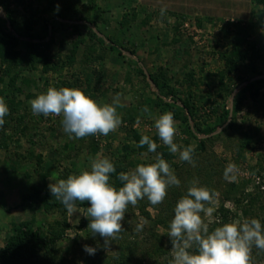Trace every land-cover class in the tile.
Segmentation results:
<instances>
[{
  "label": "rangeland",
  "instance_id": "1",
  "mask_svg": "<svg viewBox=\"0 0 264 264\" xmlns=\"http://www.w3.org/2000/svg\"><path fill=\"white\" fill-rule=\"evenodd\" d=\"M49 1L52 11L59 9L67 13L58 15L53 27L49 25L45 29L43 17L50 18L53 14L47 10L34 25L44 34L41 37L44 42L48 41L47 53L53 55L54 68L44 71L42 64L31 66L28 63H13L10 67L20 72L18 84L22 83L21 79L28 81L23 83L17 97L18 111L10 120L7 134L3 135L8 147L0 149V248L12 226L27 221L33 227H42L45 240L63 233L57 249L65 258L64 264L108 263L123 238L126 244H131L125 251L133 250L130 264H170L174 249L167 235L169 223L176 203L194 180L215 193L211 203L205 202L211 212L206 216L201 213L210 231L218 226L216 222L221 221L226 210L237 213L232 222L244 221L246 216L242 210L252 196L257 200V212H264L261 206L264 204L263 5L252 0L6 2L21 19L30 14V9L45 8ZM0 12L4 15L3 8ZM95 14L98 20L91 26L86 18ZM99 36L107 42L112 40L123 54L102 44L97 39ZM18 48L26 49L22 43ZM233 49L234 54H230ZM241 51L247 54L243 60L236 57V52ZM71 52L74 53L72 63L66 58ZM231 59L236 61L233 68ZM139 67L144 74L139 72ZM222 72L223 79L220 78ZM151 74L158 75L166 89H174L177 102L184 99L193 106L194 115L180 111V115L174 117L177 126L174 142L178 145L175 154L160 141L154 126L155 119L169 111L164 103L169 99L160 94L164 102L160 101ZM244 78L262 81L246 91L236 111L235 97L242 93ZM50 86L80 88L101 103H111L118 97L121 125L107 136L70 138L63 131L62 116L44 117L31 112L30 101ZM230 92V114L224 124L209 133L195 131V123L215 124L220 120ZM145 106L148 113L142 111ZM18 116L22 121L16 126ZM230 121L234 124L228 128ZM133 129L157 142L156 152H148L147 146L139 149L138 142L131 136ZM250 136L252 139L242 145L243 139ZM201 139L204 147L198 146ZM189 145L195 150L194 163L179 158V151ZM157 154L170 158L180 186L170 187L159 205H151L147 198L138 200L135 206L128 205L121 230L109 238L108 246L98 234L93 235L88 225L79 228L82 218L88 217L87 210L77 201L72 212L60 211L56 206L45 208L41 202L30 208L19 206L22 194L42 187L43 180L49 189L50 183L90 170L95 158H108L127 172L134 170L137 164L154 162ZM230 164L235 165V169L232 178L226 180L224 171ZM42 170L47 173L44 177ZM230 183H235L237 188H230ZM249 213L255 218L253 210ZM161 218H165L166 223H161ZM138 223H144L140 232L135 231ZM130 241L132 243H127ZM84 245L93 246L97 251L89 255L83 250ZM249 264H264V250L253 247Z\"/></svg>",
  "mask_w": 264,
  "mask_h": 264
},
{
  "label": "clouds",
  "instance_id": "2",
  "mask_svg": "<svg viewBox=\"0 0 264 264\" xmlns=\"http://www.w3.org/2000/svg\"><path fill=\"white\" fill-rule=\"evenodd\" d=\"M118 102L117 97L111 103H101L80 88L50 86L30 101V107L33 115L62 116L63 131L70 138L80 139L94 134L107 136L115 131L122 123L117 111ZM142 111L148 113L149 109L145 106ZM8 114L9 107L0 98V126L4 125ZM154 126L169 152L177 153L174 114L170 111L163 113L155 119ZM145 145L148 152H156L158 147L150 136L142 135L137 147ZM194 151L191 145L183 148L179 151L180 160L194 163ZM234 169L235 165L226 166V180L232 178ZM115 172L116 167L110 159L95 158L91 161L90 170L49 184L52 197L69 212L73 211L76 201H87L86 217L90 218L87 227L93 235L103 238L105 246L110 244L109 238L121 230L128 205L135 206L144 198L151 205H159L170 187L181 184L162 154H157L154 162L137 164L134 170L118 173L117 179L122 183L118 188L110 182V174ZM214 196V192L194 180L176 203L167 232L174 249L170 264H249L253 246L264 250V225L258 218L223 223L209 230L201 213L206 216L211 212V208L205 207V202L211 203ZM143 228L144 223H138L135 231L140 232ZM83 250L89 255L97 251L89 245H84Z\"/></svg>",
  "mask_w": 264,
  "mask_h": 264
},
{
  "label": "trees",
  "instance_id": "3",
  "mask_svg": "<svg viewBox=\"0 0 264 264\" xmlns=\"http://www.w3.org/2000/svg\"><path fill=\"white\" fill-rule=\"evenodd\" d=\"M7 0H0V8H3L4 15L0 12V98H3L8 107H9V114L5 117V123L3 126H0V149H6L8 147V142H6L3 138L4 134H7L6 129H8V125L10 124V120L12 119V116L17 113L18 111V94L21 92L23 88V83H25L28 80L21 79V84H18V79L20 77V72L13 70L11 67V64L18 63L20 64H27L31 66H35L37 64H42L44 71H47L48 69L54 68V64L51 63L53 55L50 53H47L48 49V41L44 42V34H41L37 28H35V24L37 19L40 17H43L42 14L49 10L51 12V3L50 1L47 2L48 4L45 6V8L41 10H32L30 9V14H25L21 16L20 18H17L15 16L14 9L10 6ZM94 0H92L93 2ZM255 3L261 4L264 6V0H252ZM72 9V7H70ZM104 11V10H103ZM53 14L50 18L43 17L44 22V28L47 29L48 26L53 27L54 20L57 19V16H66V14H63L59 9L53 10ZM237 16H242V14H237ZM244 17V16H243ZM88 23L92 26L97 23L98 16L95 14L94 16L87 17L86 18ZM93 35H95L93 33ZM50 39L52 40V35L50 36ZM97 39L104 45H108V47L112 51H116L119 54H123L122 50L118 45H116L112 40L110 42H107L102 37H97ZM23 44L26 49L25 51H21L18 46L20 44ZM132 53H135L134 50L131 51ZM235 49H233L230 54H234ZM74 53L71 52L66 56L67 61L72 63L74 60ZM246 52H236V57L240 60L245 59ZM236 61L234 59H231V67H234V63ZM139 72L141 74H144L142 67H139ZM223 72L221 73L220 77L223 79ZM150 78L153 80L154 85L158 88L159 93H155L158 98H160V101L163 103V97L162 95H166L168 97L169 101L165 100V104L168 105V110L174 114V117L180 115V111H184L186 115L193 114V106L190 105L188 100H180L181 102H177L178 99L175 98L174 89L171 87L169 89H166L167 86L165 82H163L160 78H158V75L151 74ZM245 82V85H243L240 89H242V93L235 97L237 99L235 103V110L238 111L240 109V101L247 90H250L251 87H253L256 84H259L262 79H255L252 78H244L242 79ZM167 90V91H165ZM162 94V95H160ZM167 101V102H166ZM230 101H231V92L227 93L225 102L227 107L222 111L221 118L218 122H215V124L211 123H195V131L198 133L204 132L209 133L213 131L215 128L220 127L224 124V122L227 120L229 114H230ZM168 111V112H169ZM194 115V114H193ZM14 119V118H13ZM187 120V116L185 118ZM16 120V126L17 124H20L22 121L21 116H18L15 118ZM234 120V118H233ZM204 124V126H202ZM234 124L233 121H230L228 123V128L232 127ZM193 133L195 131L191 130ZM9 133V132H8ZM195 135V134H194ZM132 139L134 138L137 142H139L142 134L139 133L136 130L131 131ZM252 139V136L249 138L246 137L243 139L242 145H246L248 143V140ZM147 146V145H145ZM143 147H139V149H143ZM199 147H204V140L201 139L198 144ZM243 147V146H241ZM169 164H171L170 158L167 156H163ZM41 156L39 158V162L41 163L43 160H41ZM116 167V172L110 174V182L114 183L115 186L118 188L122 186V183L117 179V174L120 172H124V169L122 166H119L117 164H114ZM29 175L28 173H26ZM42 177L46 176L47 173L45 170H42ZM230 188L236 189L237 185L235 183H230ZM231 190V189H230ZM249 203L245 204V208L242 210L243 214L246 216V219L251 218L250 211L253 210L255 213V218H258L261 220L262 225H264V212L259 214L257 200L255 197H250ZM241 201L238 199V202ZM41 202L45 208L50 206H56L60 211L66 212V208L64 205L57 200L55 197H52L48 187L47 183L42 181V187L34 188V190L30 193H23L21 196V201L19 206L22 208H30L32 205ZM77 203L83 207V209L86 211L88 207L87 201L80 202L77 201ZM264 209V204L261 205ZM230 210H226L222 217L221 221L216 222L218 226L222 225L223 223L232 222L231 219H234L237 217V213H231L232 217H229ZM148 215V214H147ZM249 215V216H248ZM249 217V218H248ZM90 218H82L79 228L85 227L89 224ZM161 223H166L165 218L159 219ZM11 233L7 236L5 239L4 245L0 248V264H64V257L61 256L58 253L57 249V242L58 239L63 236V233H58L54 237H49V239L45 240L43 238V229L41 226L33 227L30 225L29 222H21L19 224H14L11 228ZM126 240L123 238L120 239L119 245H117V253L114 255L112 260L110 262H106L105 264H130L129 258L130 254H132L133 250L132 248H129V251L126 252L125 248H127L128 245L126 244ZM127 243H132L127 242ZM254 247V246H253ZM135 251L136 249L133 248ZM47 258H43V257ZM132 256V255H131ZM78 264V263H76ZM92 264H96V262L93 261Z\"/></svg>",
  "mask_w": 264,
  "mask_h": 264
}]
</instances>
